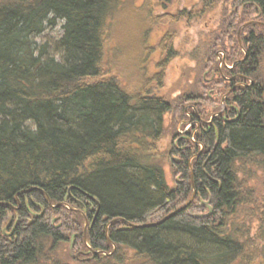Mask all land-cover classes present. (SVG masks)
<instances>
[{
  "label": "trees",
  "instance_id": "16d2710c",
  "mask_svg": "<svg viewBox=\"0 0 264 264\" xmlns=\"http://www.w3.org/2000/svg\"><path fill=\"white\" fill-rule=\"evenodd\" d=\"M115 2L0 0V264H76L58 257L71 241L93 256L81 264H264V197L248 185L264 168V20L241 29L228 79L204 62L229 82L206 114L202 95L172 102L104 70ZM234 2L264 18V0ZM59 19L50 54L36 37ZM178 106L194 122L172 137L170 184L158 143Z\"/></svg>",
  "mask_w": 264,
  "mask_h": 264
},
{
  "label": "rangeland",
  "instance_id": "374dc122",
  "mask_svg": "<svg viewBox=\"0 0 264 264\" xmlns=\"http://www.w3.org/2000/svg\"><path fill=\"white\" fill-rule=\"evenodd\" d=\"M237 6L234 0H116L104 28V70L116 74L131 90L147 82L148 91L162 93L172 102L178 101L182 93L194 92L202 95L206 114L213 108L221 111L225 107L229 82L225 80L218 86L210 83L214 72L210 71V64L204 62L209 63L212 57L228 79L224 64L232 63L246 52L241 45L240 50H235L238 47L236 38L242 40L241 29L264 20L253 13L244 15L242 7ZM234 20L235 29L228 28ZM63 24L64 20L59 19L56 25H49L36 37L38 45H46L50 54L56 52V43L64 33ZM160 70L163 72L162 86L156 89L159 82L155 73ZM259 73L264 80V55ZM215 96L217 102H214ZM180 108L164 115V133L158 143L170 184L175 177L169 155L172 137L176 129L188 130L194 122L193 119L190 123L189 119L180 120ZM249 177L248 185L257 194L255 196L264 197V168L255 165ZM88 224L86 218L85 239ZM86 249L81 244L74 246L71 241L59 245L57 252L60 259L81 264L80 260L93 257ZM124 264L131 263L125 261Z\"/></svg>",
  "mask_w": 264,
  "mask_h": 264
},
{
  "label": "water",
  "instance_id": "95a60500",
  "mask_svg": "<svg viewBox=\"0 0 264 264\" xmlns=\"http://www.w3.org/2000/svg\"><path fill=\"white\" fill-rule=\"evenodd\" d=\"M174 213V212H173ZM173 213H171L170 215H172Z\"/></svg>",
  "mask_w": 264,
  "mask_h": 264
}]
</instances>
